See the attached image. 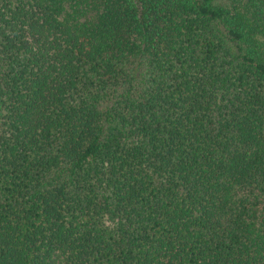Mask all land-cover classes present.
Instances as JSON below:
<instances>
[{"label": "trees", "instance_id": "obj_1", "mask_svg": "<svg viewBox=\"0 0 264 264\" xmlns=\"http://www.w3.org/2000/svg\"><path fill=\"white\" fill-rule=\"evenodd\" d=\"M0 264H264V0H0Z\"/></svg>", "mask_w": 264, "mask_h": 264}]
</instances>
